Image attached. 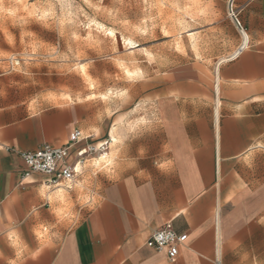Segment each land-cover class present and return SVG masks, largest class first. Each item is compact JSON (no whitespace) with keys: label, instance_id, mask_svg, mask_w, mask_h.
<instances>
[{"label":"crops","instance_id":"obj_1","mask_svg":"<svg viewBox=\"0 0 264 264\" xmlns=\"http://www.w3.org/2000/svg\"><path fill=\"white\" fill-rule=\"evenodd\" d=\"M149 65L138 101L110 111L0 105V264H264V0H199ZM75 129L69 163L108 138L105 158L56 184L27 172L22 152ZM165 223L186 234L174 260L145 244Z\"/></svg>","mask_w":264,"mask_h":264},{"label":"rangeland","instance_id":"obj_2","mask_svg":"<svg viewBox=\"0 0 264 264\" xmlns=\"http://www.w3.org/2000/svg\"><path fill=\"white\" fill-rule=\"evenodd\" d=\"M199 0H0V105L98 100L110 111Z\"/></svg>","mask_w":264,"mask_h":264},{"label":"built area","instance_id":"obj_3","mask_svg":"<svg viewBox=\"0 0 264 264\" xmlns=\"http://www.w3.org/2000/svg\"><path fill=\"white\" fill-rule=\"evenodd\" d=\"M83 139L80 130L75 129L62 147L55 148L45 144L34 151L22 152L20 155L27 167V172L43 174L53 184L62 180H72L76 173L75 165L78 162L87 155L105 158L110 143V139L107 138L94 145L86 144L84 148L77 150L75 162L69 163L70 149ZM185 239L186 234H177L170 223H165L148 237L145 244L157 251L164 252L169 260H174Z\"/></svg>","mask_w":264,"mask_h":264},{"label":"clouds","instance_id":"obj_4","mask_svg":"<svg viewBox=\"0 0 264 264\" xmlns=\"http://www.w3.org/2000/svg\"><path fill=\"white\" fill-rule=\"evenodd\" d=\"M141 154H143V149H141ZM132 163L134 164L135 161H133ZM158 166L161 168L164 167L163 163L158 164ZM52 226L54 227V225H52ZM47 231H48V226H46V225H41L39 228L34 229V232L37 236V239L41 244H43L45 242L44 238L46 237ZM39 251H40V249L38 248L37 251L32 254V258H35L36 255L39 254ZM20 257H21V253L19 251H17L16 252V259L10 260L9 264H17V260L20 259Z\"/></svg>","mask_w":264,"mask_h":264},{"label":"bare ground","instance_id":"obj_5","mask_svg":"<svg viewBox=\"0 0 264 264\" xmlns=\"http://www.w3.org/2000/svg\"><path fill=\"white\" fill-rule=\"evenodd\" d=\"M230 5V4H229Z\"/></svg>","mask_w":264,"mask_h":264}]
</instances>
